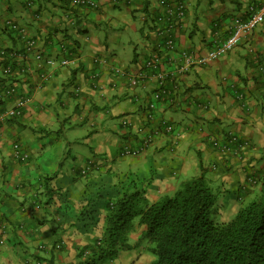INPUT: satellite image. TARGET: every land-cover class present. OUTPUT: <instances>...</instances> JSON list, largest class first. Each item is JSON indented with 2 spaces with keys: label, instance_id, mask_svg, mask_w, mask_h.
<instances>
[{
  "label": "crops",
  "instance_id": "obj_1",
  "mask_svg": "<svg viewBox=\"0 0 264 264\" xmlns=\"http://www.w3.org/2000/svg\"><path fill=\"white\" fill-rule=\"evenodd\" d=\"M96 2L90 8L62 0H0V48L20 51L23 46L4 28L6 19L25 27L35 40L10 75L3 74L0 57V110L13 106L17 97H30L20 115L0 121V264L74 260L79 247L98 238L102 223L101 215L93 228L85 209L104 206L129 177L143 178L147 196L155 201L203 172L212 190L222 192L215 204L216 214L229 212L222 219L259 189L264 19L225 56L181 73L170 75V70L182 63L181 51L201 54L224 39L234 22L245 18L247 5L260 0H185V16L174 32L176 47L161 54L162 85L172 91V99L157 102L149 124L160 130L172 124L174 131L161 132L128 156L119 151L140 142L137 128L159 84L150 76L132 86L114 67L130 76L144 72V61L160 54L154 20L161 0ZM65 56L76 58L75 64L58 66ZM49 58L55 63L47 64ZM44 73L50 76L46 80L40 76ZM8 84L15 92L4 96ZM122 119L130 126L123 128ZM229 133L248 146L231 154L211 144L210 138L223 143ZM14 143L27 154L25 160L13 155Z\"/></svg>",
  "mask_w": 264,
  "mask_h": 264
},
{
  "label": "trees",
  "instance_id": "obj_2",
  "mask_svg": "<svg viewBox=\"0 0 264 264\" xmlns=\"http://www.w3.org/2000/svg\"><path fill=\"white\" fill-rule=\"evenodd\" d=\"M258 182V192L231 218L217 221L216 194L203 172L155 201L147 196L143 178L129 177L104 206L85 209L93 228L102 215L99 236L79 247L74 260L60 264H106L120 251L143 244L155 255L150 264H264V174ZM135 230L138 236L129 242Z\"/></svg>",
  "mask_w": 264,
  "mask_h": 264
},
{
  "label": "built area",
  "instance_id": "obj_3",
  "mask_svg": "<svg viewBox=\"0 0 264 264\" xmlns=\"http://www.w3.org/2000/svg\"><path fill=\"white\" fill-rule=\"evenodd\" d=\"M63 2L74 5V6H87L90 8H95L97 6L96 0H62ZM131 2L133 0H124ZM161 12H159L155 17V25L157 27L156 32L159 35V43L157 44V50L160 51V54L155 53L144 61V68L146 70L139 71L136 74L128 75L125 74V71L119 67H114V72L118 75H126L130 85H137L138 82L146 77H155L158 81V86L153 89L151 96L147 101L144 109V122L137 128V134L140 142L138 145L124 144L122 147V155H131L137 154L144 150L147 146L151 145L154 142V139L161 132L166 134H171L174 131L172 124H166L163 126L162 130L159 127H150V122L154 119V109L157 102L161 100H171V90H166L162 85L165 74L161 72V67L164 64V59H162L161 54L163 52H168L174 50L176 47V40L174 32L180 26L181 20L185 16L186 6L185 0H161ZM245 18L238 19L231 26V29L228 35L222 40H214L213 44L206 49L205 52L201 54H194L189 51H181L179 57L182 63L175 65V68L171 71L170 75L173 73H181L184 69L189 66L203 65L207 64L215 59L225 56L230 50L235 46L240 44L255 28L257 25L263 22L264 19V0H260L257 4H248L245 10ZM4 28L12 32L18 40L23 44L20 51L1 49L0 48V57L1 60H9L10 62L2 66V72L4 75H10L13 71L12 65L18 63L28 56L31 51L34 49L35 40L28 36L25 27L20 24L6 19L3 22ZM36 59H39L40 55L36 53L34 55ZM169 61V59H168ZM47 64H54V60L49 58L46 59ZM76 62L75 58L65 56L57 61L58 66H72ZM259 73L262 76L264 81V65H259ZM43 80L48 79L49 74L40 75ZM15 92V87L13 84L6 85L1 94L4 96H10ZM241 98V94H237ZM30 101L29 96L17 97L13 106L0 110V121L4 119H9L20 115L21 110L25 105ZM203 108V104L200 105ZM123 128L130 126V122L126 119L121 120ZM146 131V133H144ZM210 142L214 147L219 148L224 153L238 154L242 148L248 146L247 140L240 139L237 135L229 133L226 137L225 142H220L215 137L210 138ZM13 155L18 160H25L27 158L26 153H20L18 150L17 143L13 144ZM89 168V163L82 168L81 172L85 173ZM250 182H254L252 178H248Z\"/></svg>",
  "mask_w": 264,
  "mask_h": 264
},
{
  "label": "rangeland",
  "instance_id": "obj_4",
  "mask_svg": "<svg viewBox=\"0 0 264 264\" xmlns=\"http://www.w3.org/2000/svg\"><path fill=\"white\" fill-rule=\"evenodd\" d=\"M192 1V0H190ZM215 1V0H214ZM192 5H196V3H192ZM193 8L196 9V6H193ZM203 7V5H201L199 7V9H201ZM198 10V9H197ZM199 11V10H198ZM259 163V161H258ZM252 177V175L250 176ZM252 179H254L252 177ZM259 190V189H258ZM213 192L217 195H221L222 192H217V190H214L213 189ZM258 192V191H257ZM172 195V194H170ZM169 195V196H170ZM223 208V207H222ZM224 209V208H223ZM233 210H231L230 214L232 213ZM229 214V212H224L223 214L219 215L218 213L216 214V217L215 215L212 216V218L214 219L215 217V220L219 221L221 220L222 218H226L227 215ZM233 215V213L230 215L229 218H231ZM218 217V218H217ZM134 232V231H133ZM130 233L128 239H129V242H132V240H134L135 238H137V233H138V230H135L134 233ZM136 236V237H135ZM155 258V255L153 253H151L147 247H146V244L144 245H140L138 247H134V248H131L129 250H125V251H120L117 256L115 257V259L111 260V261H108L106 264H150L152 259Z\"/></svg>",
  "mask_w": 264,
  "mask_h": 264
}]
</instances>
